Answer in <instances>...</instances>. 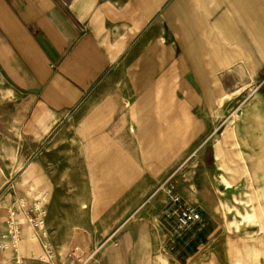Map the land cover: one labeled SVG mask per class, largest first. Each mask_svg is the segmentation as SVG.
Segmentation results:
<instances>
[{"label":"crops","instance_id":"1","mask_svg":"<svg viewBox=\"0 0 264 264\" xmlns=\"http://www.w3.org/2000/svg\"><path fill=\"white\" fill-rule=\"evenodd\" d=\"M172 168L196 226H222L202 264H264V0H0V184L47 192L51 244L88 224L99 244ZM151 248L132 228L101 257Z\"/></svg>","mask_w":264,"mask_h":264},{"label":"rangeland","instance_id":"2","mask_svg":"<svg viewBox=\"0 0 264 264\" xmlns=\"http://www.w3.org/2000/svg\"><path fill=\"white\" fill-rule=\"evenodd\" d=\"M258 98L260 97L256 95L247 105L248 108L255 107ZM174 170V168L169 169L167 176L173 173ZM176 185H178L177 181ZM85 187L86 184L82 183L58 184L57 193L66 197L67 201H69V197L73 195L90 193ZM122 191H120V194L126 193V190ZM14 193L17 194L18 198L26 199L28 203L34 199L36 194L41 193L47 196V192L40 188L38 184H0L1 221H3L6 210L14 206L16 200ZM152 199L153 195L144 202L140 210L135 212L132 211L125 216L120 215V218L123 217V219L119 229L111 232L109 236L100 241L99 244H97V242L101 234L105 233L99 230V226H89L87 223L88 226H81L84 227L85 230L72 229L69 231H61L59 237L64 242L71 240L72 244L70 246H56L53 243L51 244L56 255V263L67 264L70 253L74 249H78L83 257L89 256L94 250H99L100 253L95 259V264H104L105 261L104 258L101 257V249L106 245H110L113 248L116 247L120 237L127 234L130 229L137 228L140 231V236L145 240H149L150 244H152L151 264H202V261L206 258L207 252L209 253V251L215 249L214 242L216 239L221 238L222 226H195L185 232H178L175 228L174 220L170 217V208L165 197L162 198L158 196V198ZM47 201L48 199L44 204L45 209ZM124 201L125 200H121L120 204ZM149 201L151 202L149 203ZM22 217L23 216H21V218ZM18 253L20 256L27 258L26 260H31L35 259L40 254V251L33 256H26L21 253L19 247Z\"/></svg>","mask_w":264,"mask_h":264},{"label":"built area","instance_id":"3","mask_svg":"<svg viewBox=\"0 0 264 264\" xmlns=\"http://www.w3.org/2000/svg\"><path fill=\"white\" fill-rule=\"evenodd\" d=\"M181 168L171 173L158 187L157 193H161L170 208V217L174 220L178 232H185L202 220L200 214L190 207H185L180 200L176 180ZM47 196L36 194L28 203L24 198H17L15 205L6 210L4 215L5 232L0 235V252H10L9 260L0 261V264H26L24 258L18 254V246L21 241L20 217L27 224L31 233V242L38 243L41 254L35 259L29 260V264H57L56 255L50 242V232L47 228V211L44 207ZM99 250H94L89 256L83 257L78 249H74L68 258L67 264H95Z\"/></svg>","mask_w":264,"mask_h":264},{"label":"bare ground","instance_id":"4","mask_svg":"<svg viewBox=\"0 0 264 264\" xmlns=\"http://www.w3.org/2000/svg\"><path fill=\"white\" fill-rule=\"evenodd\" d=\"M228 131V130H227Z\"/></svg>","mask_w":264,"mask_h":264}]
</instances>
